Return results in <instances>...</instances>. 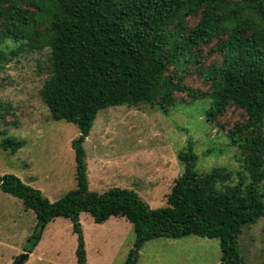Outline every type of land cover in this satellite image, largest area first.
I'll list each match as a JSON object with an SVG mask.
<instances>
[{"label": "trees", "instance_id": "obj_1", "mask_svg": "<svg viewBox=\"0 0 264 264\" xmlns=\"http://www.w3.org/2000/svg\"><path fill=\"white\" fill-rule=\"evenodd\" d=\"M8 42L17 47L7 51ZM44 50L50 64L40 96L53 120L79 129L72 141L77 187L51 202L17 176H0V190L36 216L24 252L32 254L47 226L64 218L77 236V264H87L80 220L87 213L98 224L114 217L133 225L135 249L125 264H138L149 241L192 235L218 239L222 264H245L239 238L264 217V0H0V63ZM214 56L220 62L208 65ZM194 74L207 89L188 85ZM180 94L210 100L213 124L231 107L245 114L227 135L250 182L240 173L234 182L225 168L201 173L189 143L179 154L184 172L162 208L152 209L133 190H91L84 143L98 113L120 105L168 112L184 102ZM25 146L13 138L0 143L12 154Z\"/></svg>", "mask_w": 264, "mask_h": 264}, {"label": "rangeland", "instance_id": "obj_2", "mask_svg": "<svg viewBox=\"0 0 264 264\" xmlns=\"http://www.w3.org/2000/svg\"><path fill=\"white\" fill-rule=\"evenodd\" d=\"M4 47L9 51L17 45L8 42ZM215 62H220V57H209L207 64ZM49 64L48 50L11 54L8 62L0 63V133H4L0 143L5 138L26 141L16 154L0 148V176L15 175L57 202L77 187L72 141L79 136V129L64 120H53L40 96ZM195 74L188 78V85L205 88ZM180 99L184 102L168 112L158 106L120 105L98 113L84 143L91 190H133L152 209L162 208L174 181L184 172L179 154L189 143L198 155L201 173L225 168L233 174L234 182L239 173L250 182L240 162V150L227 135L236 122L244 121L245 114L231 107L213 124L206 115L210 100L191 102L183 94ZM80 220L87 264L126 263L136 242L130 222L113 217L98 224L87 213H82ZM35 224L33 211H26L20 199L0 190V264H14L24 255ZM76 249L71 222L58 218L47 226L23 264H77ZM239 249L245 264H264V217L243 230ZM221 255L218 239L193 235L159 238L141 248L138 264H222Z\"/></svg>", "mask_w": 264, "mask_h": 264}, {"label": "water", "instance_id": "obj_3", "mask_svg": "<svg viewBox=\"0 0 264 264\" xmlns=\"http://www.w3.org/2000/svg\"><path fill=\"white\" fill-rule=\"evenodd\" d=\"M28 257H29V254L28 253H24V255L15 264H21V263H23Z\"/></svg>", "mask_w": 264, "mask_h": 264}, {"label": "crops", "instance_id": "obj_4", "mask_svg": "<svg viewBox=\"0 0 264 264\" xmlns=\"http://www.w3.org/2000/svg\"><path fill=\"white\" fill-rule=\"evenodd\" d=\"M3 199V198H2Z\"/></svg>", "mask_w": 264, "mask_h": 264}]
</instances>
